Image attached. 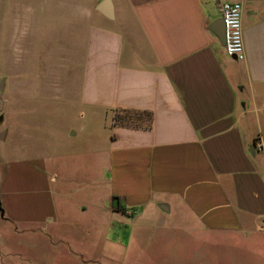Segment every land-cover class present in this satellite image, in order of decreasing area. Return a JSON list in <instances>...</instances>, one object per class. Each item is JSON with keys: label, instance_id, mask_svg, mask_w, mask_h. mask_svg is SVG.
<instances>
[{"label": "crops", "instance_id": "0c3cea01", "mask_svg": "<svg viewBox=\"0 0 264 264\" xmlns=\"http://www.w3.org/2000/svg\"><path fill=\"white\" fill-rule=\"evenodd\" d=\"M67 1V81L59 82L68 96L109 117L115 109L152 114L149 129L112 125L91 153L99 166L92 185L107 189L106 211L121 217L106 223L117 231L109 244L128 251L146 228L185 222L205 235L264 236V0H110V18L97 10L102 0ZM222 1L241 3L243 60L218 38ZM14 68V85L28 80ZM35 163L0 175V226L38 232L53 220L47 180L57 173ZM34 220L43 223L32 228ZM10 256L17 253L0 241V264Z\"/></svg>", "mask_w": 264, "mask_h": 264}, {"label": "rangeland", "instance_id": "374dc122", "mask_svg": "<svg viewBox=\"0 0 264 264\" xmlns=\"http://www.w3.org/2000/svg\"><path fill=\"white\" fill-rule=\"evenodd\" d=\"M2 1L0 133L5 134L0 138V175L25 161L43 163L48 171L57 173L56 179L47 180L54 192L50 196L54 218L45 224L48 231L1 224L2 245L17 253L8 257L7 264H264V236L205 235L187 222L171 228H146L140 242L128 251L109 244L117 231L106 230V223H118L121 217L106 211L110 202L107 189L92 185L99 166L91 153L106 142L112 114L109 117L82 106L59 82L67 81L70 2L37 0L31 5L21 0L18 4ZM9 6H14L17 20ZM15 66L27 81L14 85ZM53 153L60 158L18 160L52 157ZM114 210L121 213L120 207ZM39 223L43 221L29 222L32 228Z\"/></svg>", "mask_w": 264, "mask_h": 264}, {"label": "built area", "instance_id": "2783aa9c", "mask_svg": "<svg viewBox=\"0 0 264 264\" xmlns=\"http://www.w3.org/2000/svg\"><path fill=\"white\" fill-rule=\"evenodd\" d=\"M219 11L224 24V47L228 54L243 60L245 50L242 37L241 3L238 1L219 2Z\"/></svg>", "mask_w": 264, "mask_h": 264}, {"label": "trees", "instance_id": "16d2710c", "mask_svg": "<svg viewBox=\"0 0 264 264\" xmlns=\"http://www.w3.org/2000/svg\"><path fill=\"white\" fill-rule=\"evenodd\" d=\"M112 125L132 128L149 129L152 123V114L146 110L115 109L111 115ZM123 212H125L123 210Z\"/></svg>", "mask_w": 264, "mask_h": 264}, {"label": "water", "instance_id": "95a60500", "mask_svg": "<svg viewBox=\"0 0 264 264\" xmlns=\"http://www.w3.org/2000/svg\"><path fill=\"white\" fill-rule=\"evenodd\" d=\"M97 10L99 12H101L102 14H104L107 17H111L112 16V5L110 0H102L98 5H97ZM223 20L222 18H220L218 21L215 22V24H222ZM224 27H222V25L219 27L218 26V38L220 39V41L224 44ZM235 58V56H233ZM3 81L4 78H2L1 82H0V90H2V85H3ZM0 138H3V132L0 133ZM162 207V206H161ZM4 211L0 205V215L3 216Z\"/></svg>", "mask_w": 264, "mask_h": 264}, {"label": "flooded vegetation", "instance_id": "af4514ba", "mask_svg": "<svg viewBox=\"0 0 264 264\" xmlns=\"http://www.w3.org/2000/svg\"><path fill=\"white\" fill-rule=\"evenodd\" d=\"M2 121V117H0V122Z\"/></svg>", "mask_w": 264, "mask_h": 264}]
</instances>
